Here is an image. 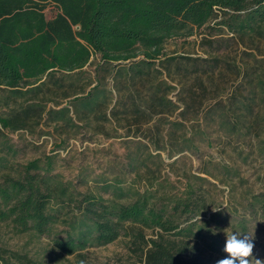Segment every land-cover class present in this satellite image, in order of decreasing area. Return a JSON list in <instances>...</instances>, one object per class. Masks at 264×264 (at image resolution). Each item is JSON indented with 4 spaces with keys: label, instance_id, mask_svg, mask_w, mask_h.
Returning a JSON list of instances; mask_svg holds the SVG:
<instances>
[{
    "label": "rangeland",
    "instance_id": "1",
    "mask_svg": "<svg viewBox=\"0 0 264 264\" xmlns=\"http://www.w3.org/2000/svg\"><path fill=\"white\" fill-rule=\"evenodd\" d=\"M54 12L53 5L44 10L47 18ZM227 17L218 14L191 36L167 40L165 56L147 75L113 78L93 58L77 81L83 93L15 99L23 104L33 96L29 102L39 99L42 109L26 119L25 128L0 126V180L4 174L19 176L28 161L43 164L51 157L50 174L75 199L91 193L128 203L148 191L156 202H167L191 191L204 209L181 226L193 222L217 240L216 248L196 244L198 253L215 263L226 256L224 233L239 232L255 237L253 255L264 261V37L257 30L232 33L219 24ZM97 79L106 89L105 107L76 111L74 97ZM157 83L158 95L170 99L165 107L150 106ZM18 104L20 112L26 104ZM63 106L69 107L70 120L45 114ZM7 113L0 105V116ZM54 204L59 221L52 233H19L0 223V247L39 264H140L145 249L124 232L105 245L60 254L52 238L64 235L74 202ZM214 207L221 210L213 212ZM151 233L145 230V238Z\"/></svg>",
    "mask_w": 264,
    "mask_h": 264
},
{
    "label": "trees",
    "instance_id": "2",
    "mask_svg": "<svg viewBox=\"0 0 264 264\" xmlns=\"http://www.w3.org/2000/svg\"><path fill=\"white\" fill-rule=\"evenodd\" d=\"M47 5L55 9L49 18L44 13ZM218 14L228 15L219 24L232 33L257 30L264 37V0H0V105L8 108L0 116L1 128H25L26 119L42 109L39 99L29 102L32 96L18 104L19 97L83 93L77 81L93 58L96 67L107 68L113 78L149 74L153 62L165 56L167 40L191 36ZM153 88L150 106L165 107L170 99L158 95L161 83ZM105 93L97 79L84 95L74 97L76 111L105 107L101 101ZM16 104L26 105L19 112ZM68 112L69 107L63 106L45 114L67 121ZM51 169L52 158L45 157L43 164L40 159L28 161L17 177L2 175L0 223L11 224L19 233L50 234L59 221L54 202H74L73 215L64 221V235L52 238L62 255L105 245L124 232L134 245L142 246L141 251L145 249L140 264H215L195 245L216 248L217 240L193 222L181 226L204 209L191 191L167 202H156L148 191L137 193L128 203L91 193L75 199ZM145 230H151V236L145 238ZM0 264L39 263L0 247Z\"/></svg>",
    "mask_w": 264,
    "mask_h": 264
},
{
    "label": "clouds",
    "instance_id": "3",
    "mask_svg": "<svg viewBox=\"0 0 264 264\" xmlns=\"http://www.w3.org/2000/svg\"><path fill=\"white\" fill-rule=\"evenodd\" d=\"M220 208H212L213 212ZM224 258L215 261V264H264V261L253 255L255 237L239 232L224 233Z\"/></svg>",
    "mask_w": 264,
    "mask_h": 264
}]
</instances>
